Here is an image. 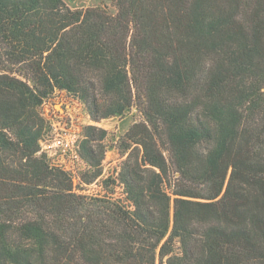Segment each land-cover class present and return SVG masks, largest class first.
Segmentation results:
<instances>
[{
	"label": "trees",
	"instance_id": "1",
	"mask_svg": "<svg viewBox=\"0 0 264 264\" xmlns=\"http://www.w3.org/2000/svg\"><path fill=\"white\" fill-rule=\"evenodd\" d=\"M111 2L0 0V264H264V0ZM55 90L90 121L85 183L96 123L142 116L101 195L40 150Z\"/></svg>",
	"mask_w": 264,
	"mask_h": 264
},
{
	"label": "built area",
	"instance_id": "2",
	"mask_svg": "<svg viewBox=\"0 0 264 264\" xmlns=\"http://www.w3.org/2000/svg\"><path fill=\"white\" fill-rule=\"evenodd\" d=\"M40 109L41 115L49 125L48 133L40 140V150L46 154L51 166L69 174L75 193L98 196L86 194L82 189L75 187L77 171L81 169L80 165L84 164L78 152L82 133L81 127L78 128L77 125L80 119L89 120L83 104L76 97L59 90L43 99Z\"/></svg>",
	"mask_w": 264,
	"mask_h": 264
},
{
	"label": "rangeland",
	"instance_id": "3",
	"mask_svg": "<svg viewBox=\"0 0 264 264\" xmlns=\"http://www.w3.org/2000/svg\"><path fill=\"white\" fill-rule=\"evenodd\" d=\"M64 2L73 8L106 6L110 11H115V7L112 4L111 0H64ZM57 91L59 90H55L53 93L55 94L57 93ZM60 91H63L66 95H68L64 90ZM55 105L57 108L59 107L57 103ZM141 117V114L136 110V108H132L127 114L123 115L122 117H111L107 119H102L100 122L96 123V125L103 127L108 131V137L106 140L107 146L104 158L101 163L102 174L100 175L98 180H94L92 183H85L83 179L85 173L84 171L86 170L87 166L86 163L83 161L84 164H81V169L77 171L75 183L76 189H82V191L86 194H103V192L105 191L104 189H106L104 188L103 180L107 177L114 178L117 175V171L120 168V164L125 157V155L122 154L119 149V139L125 134L128 128L134 122L140 121ZM87 124H90L89 120L80 119L78 121L77 126L78 128L81 127V133L83 126ZM114 193L116 197L124 199L123 188L117 181L114 185Z\"/></svg>",
	"mask_w": 264,
	"mask_h": 264
}]
</instances>
